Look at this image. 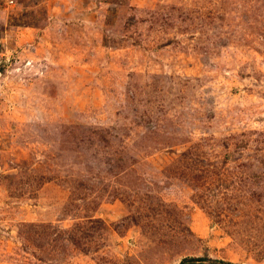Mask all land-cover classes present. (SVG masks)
Returning <instances> with one entry per match:
<instances>
[{
  "label": "rangeland",
  "instance_id": "1",
  "mask_svg": "<svg viewBox=\"0 0 264 264\" xmlns=\"http://www.w3.org/2000/svg\"><path fill=\"white\" fill-rule=\"evenodd\" d=\"M186 258L264 264V0H0V264Z\"/></svg>",
  "mask_w": 264,
  "mask_h": 264
},
{
  "label": "trees",
  "instance_id": "2",
  "mask_svg": "<svg viewBox=\"0 0 264 264\" xmlns=\"http://www.w3.org/2000/svg\"><path fill=\"white\" fill-rule=\"evenodd\" d=\"M204 261H209V262H212L210 259H200V258H186V259H183L179 264H197V263H202ZM224 264V262L222 261H214L210 264ZM227 264H230V263H227Z\"/></svg>",
  "mask_w": 264,
  "mask_h": 264
}]
</instances>
